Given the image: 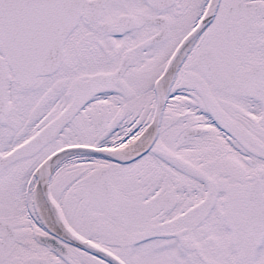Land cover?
Returning a JSON list of instances; mask_svg holds the SVG:
<instances>
[{
  "label": "snow or ice",
  "instance_id": "snow-or-ice-1",
  "mask_svg": "<svg viewBox=\"0 0 264 264\" xmlns=\"http://www.w3.org/2000/svg\"><path fill=\"white\" fill-rule=\"evenodd\" d=\"M0 264H264V0H0Z\"/></svg>",
  "mask_w": 264,
  "mask_h": 264
}]
</instances>
